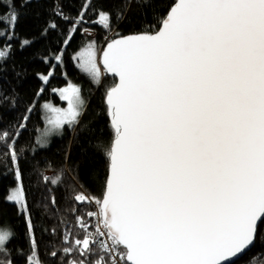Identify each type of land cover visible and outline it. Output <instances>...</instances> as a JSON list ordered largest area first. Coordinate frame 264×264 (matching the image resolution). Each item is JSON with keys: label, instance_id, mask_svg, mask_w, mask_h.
Instances as JSON below:
<instances>
[{"label": "snow or ice", "instance_id": "1", "mask_svg": "<svg viewBox=\"0 0 264 264\" xmlns=\"http://www.w3.org/2000/svg\"><path fill=\"white\" fill-rule=\"evenodd\" d=\"M8 8L0 36L15 35L13 0ZM99 16L111 26L109 12ZM7 55V43L0 45V60ZM102 62L103 70L93 45L82 50L93 80L104 71L119 80L105 97L114 136L98 211L89 214L102 219L75 246L84 257L98 246L95 264H234L264 237V0H176L158 30L117 33ZM53 75L54 67L40 78ZM59 94L67 108L45 104L55 113L49 123L75 129L85 108L81 89L69 84ZM8 147L18 183L6 199L27 214L24 264H40L19 156ZM14 235L0 227V254Z\"/></svg>", "mask_w": 264, "mask_h": 264}, {"label": "trees", "instance_id": "2", "mask_svg": "<svg viewBox=\"0 0 264 264\" xmlns=\"http://www.w3.org/2000/svg\"><path fill=\"white\" fill-rule=\"evenodd\" d=\"M175 2L13 0V7L19 13L15 35L10 31L0 36V45H8L7 57L0 60V135L8 133L6 141L0 140V227H10L15 235L5 245L6 255L0 254V258L24 264L23 257L31 251L27 214L6 199L16 183V164L7 155L12 151L8 145H13L19 156L23 188L35 225L36 259L40 264H70L79 259L95 264L98 246L87 257L81 255V246H75L77 239L98 230L95 215H89L94 213V206L75 197L83 193L94 201L102 198L107 178V146L114 136L105 97L116 78L104 71L99 82L93 80L77 64L75 54L88 41H93L99 58L103 45L117 33L158 30L161 19ZM85 5L90 6L85 9ZM101 11L111 14L110 27L99 16ZM8 12V0H0V13ZM53 23L57 25L54 29L50 27ZM5 27L0 24V28ZM25 40L30 43L22 47ZM57 55L62 56L59 62L54 59ZM53 67L54 75L43 82L40 76ZM70 83L80 87L85 101L79 126L72 129L65 125L62 133L47 146H36L38 133L45 125L42 103L63 104L54 90ZM25 116L27 121L23 120ZM22 123L24 128L20 127ZM53 179L58 182L51 183ZM88 238L91 241V236ZM74 246L72 253H64V248ZM234 264H264V237L257 239Z\"/></svg>", "mask_w": 264, "mask_h": 264}, {"label": "rangeland", "instance_id": "3", "mask_svg": "<svg viewBox=\"0 0 264 264\" xmlns=\"http://www.w3.org/2000/svg\"><path fill=\"white\" fill-rule=\"evenodd\" d=\"M85 33H88V34H94V32L93 31H91V30H85L84 31ZM93 45V50L95 51V54H96V59H97V62H98V65L101 67V65H100V62H99V58H98V55H97V51H96V47H95V45H94V43H93V41H88L87 43H86V45L81 49V50H79L76 54H75V59H76V62H77V64L80 66V68L85 72V73H87L89 76H91L83 67H82V50L83 51H87V50H89V45ZM78 54H81V55H78ZM102 68V67H101ZM91 78H92V76H91ZM93 79V78H92ZM71 84V83H70ZM69 85V84H68ZM68 85H66V86H68ZM75 85V84H74ZM66 86H63V87H59V88H56L55 90V92L59 95V97L63 100V98L60 96V94H59V89H63V88H65ZM84 99V98H83ZM64 101V103L63 104H55V103H53V102H51V101H45V102H43L42 103V107H43V109H44V118H45V125H44V127L42 128V130L38 133V136H37V138H36V146H38V147H44V146H47L49 143H50V141L55 137V136H57V135H60L61 133H62V131H63V128L62 129H57V128H55V126L54 125H52V124H50L49 123V120L50 119H54L55 118V113H53L52 111H51V108L50 107H48V108H46V107H44L45 106V104H50V105H54V106H56L57 108H64V109H66L67 108V101H65V100H63ZM85 102V101H84ZM17 183H18V181H17V178H16V183L14 184V186L10 189V191H9V193H8V195H10V194H12V189L13 188H15L16 186H17ZM7 195V196H8ZM10 201V200H9ZM11 202H14V201H11ZM16 203V202H15ZM17 205H18V207H19V209L21 210V207H20V205L18 204V203H16ZM22 211V210H21ZM36 258V257H35Z\"/></svg>", "mask_w": 264, "mask_h": 264}, {"label": "water", "instance_id": "4", "mask_svg": "<svg viewBox=\"0 0 264 264\" xmlns=\"http://www.w3.org/2000/svg\"><path fill=\"white\" fill-rule=\"evenodd\" d=\"M128 35H131V34H128ZM125 36H127V35H125ZM116 38V37H115ZM114 39V38H113ZM110 41V40H109ZM108 41V42H109ZM108 42H106L104 45H103V47H102V49H101V52H100V56H99V62H100V65H101V67H102V69L104 68V66H103V62H102V57H103V50L106 48V46H107V43ZM107 72V71H106ZM107 73H110V72H107ZM110 74H112V75H114L115 76V78H116V82H115V84L116 83H118V80H119V78L115 75V74H113V73H110ZM115 84H114V86H115ZM253 247V246H252ZM252 247H250L246 252H248ZM245 252V253H246ZM237 261V260H236ZM235 261V262H236Z\"/></svg>", "mask_w": 264, "mask_h": 264}, {"label": "built area", "instance_id": "5", "mask_svg": "<svg viewBox=\"0 0 264 264\" xmlns=\"http://www.w3.org/2000/svg\"><path fill=\"white\" fill-rule=\"evenodd\" d=\"M84 195V197H85V201H90V202H92V204H93V206H94V213H96L97 211H98V206L95 204V201L94 200H92V198H90L88 195H86V194H83ZM100 219H102V217H100V218H98L96 215H95V222H96V225H97V227H98V225H99V220ZM102 239H104V238H102Z\"/></svg>", "mask_w": 264, "mask_h": 264}]
</instances>
